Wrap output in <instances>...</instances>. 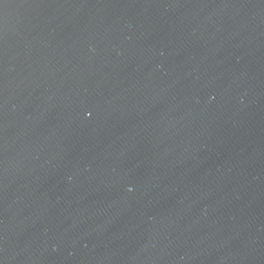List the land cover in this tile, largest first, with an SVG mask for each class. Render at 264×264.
<instances>
[{
    "label": "water",
    "instance_id": "1",
    "mask_svg": "<svg viewBox=\"0 0 264 264\" xmlns=\"http://www.w3.org/2000/svg\"><path fill=\"white\" fill-rule=\"evenodd\" d=\"M0 264H264V0H0Z\"/></svg>",
    "mask_w": 264,
    "mask_h": 264
}]
</instances>
